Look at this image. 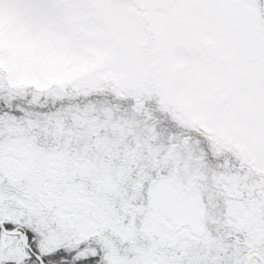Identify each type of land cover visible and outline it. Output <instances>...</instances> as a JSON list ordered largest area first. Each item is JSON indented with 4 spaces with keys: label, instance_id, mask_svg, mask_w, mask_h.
I'll return each mask as SVG.
<instances>
[{
    "label": "snow or ice",
    "instance_id": "snow-or-ice-1",
    "mask_svg": "<svg viewBox=\"0 0 264 264\" xmlns=\"http://www.w3.org/2000/svg\"><path fill=\"white\" fill-rule=\"evenodd\" d=\"M0 264H264V0H0Z\"/></svg>",
    "mask_w": 264,
    "mask_h": 264
}]
</instances>
